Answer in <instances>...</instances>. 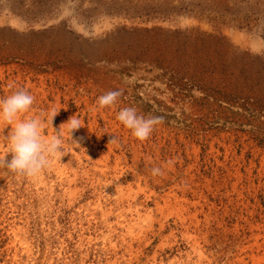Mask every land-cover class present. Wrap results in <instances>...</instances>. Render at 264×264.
Here are the masks:
<instances>
[{"label": "rangeland", "instance_id": "1", "mask_svg": "<svg viewBox=\"0 0 264 264\" xmlns=\"http://www.w3.org/2000/svg\"><path fill=\"white\" fill-rule=\"evenodd\" d=\"M19 89L65 155L11 172L0 119V264H264V0H0ZM124 107L159 117L147 139Z\"/></svg>", "mask_w": 264, "mask_h": 264}, {"label": "clouds", "instance_id": "2", "mask_svg": "<svg viewBox=\"0 0 264 264\" xmlns=\"http://www.w3.org/2000/svg\"><path fill=\"white\" fill-rule=\"evenodd\" d=\"M119 90H111L97 98L100 108L113 106L120 96ZM33 96L26 90L14 91L6 98L0 100V119L8 122L17 121L21 114L26 113L33 105ZM57 110H50L46 117L52 125ZM116 119L138 140L147 139L153 132L154 126L159 123V117H142L137 114L134 107L121 108ZM66 127L69 138L78 146L80 144L72 139L73 131L84 126L76 116H70L66 122L61 123ZM42 122L39 118L21 119L15 123L9 136L11 158L3 161V166L15 174L26 177L38 176L43 169L49 166L52 159H61L64 156L62 137L57 134L48 139L41 135ZM115 138L111 139L114 140ZM153 175L161 174V169L154 167Z\"/></svg>", "mask_w": 264, "mask_h": 264}]
</instances>
